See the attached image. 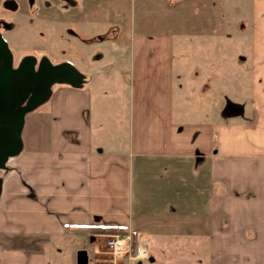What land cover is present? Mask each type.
<instances>
[{"label":"crops","instance_id":"0c3cea01","mask_svg":"<svg viewBox=\"0 0 264 264\" xmlns=\"http://www.w3.org/2000/svg\"><path fill=\"white\" fill-rule=\"evenodd\" d=\"M47 3L39 8L72 14L76 37L86 25H107L97 42L120 37L111 61L128 87L93 89L76 68L81 87L53 89L48 146L21 151L0 174V264H50L51 237L78 230L99 250L106 235L94 232L111 227L131 234L133 247L146 243L149 257L110 264H264V0ZM245 15L249 30L238 33ZM190 44L201 54L189 74L175 60L192 58ZM106 57L97 53L94 68ZM189 75L206 84L203 98L216 78L226 84L201 121L188 120L183 103L175 108V87L186 91ZM249 92L251 102L239 95ZM21 176L25 196L12 198Z\"/></svg>","mask_w":264,"mask_h":264},{"label":"rangeland","instance_id":"374dc122","mask_svg":"<svg viewBox=\"0 0 264 264\" xmlns=\"http://www.w3.org/2000/svg\"><path fill=\"white\" fill-rule=\"evenodd\" d=\"M13 1L16 4V12L0 13V17H4L11 25V30L3 32L2 36L13 56L14 65L27 56L36 59L47 58L53 64L69 63L73 67L80 70L82 69L88 73L89 75L87 78L91 80V86L93 89L96 88V90H99L102 84L105 86L112 85L114 87H118L119 91L123 92L127 89L129 81L127 71L124 70L122 66L118 69V64L120 63L118 58L111 61L112 58H114V55H116L115 48L117 47L118 39L120 37L116 40H111L107 37L103 40V42H97L95 40L97 35L107 36V25H102V27L98 29V32H94L92 26L88 25H86L84 29L77 27L79 35L76 37V35L74 36L76 27L66 20L67 18L70 19L72 14H59L57 11L45 12L41 10L39 6H44V4L47 3V0ZM3 2L4 0H0V8L5 7ZM47 4L49 5L45 7L54 5L53 1H48ZM47 17H50L52 22L53 20H58V23L48 22L49 20H46ZM245 21H250L249 17L246 15L244 19L240 18L238 24H236L238 33L245 32L247 27V23ZM248 30L249 28L247 27L246 31L248 32ZM188 48L189 50H192H188L190 52V57L192 58L189 61H182L179 64V57L177 55L175 66L177 67V65L185 64L184 71L189 73L192 72L190 71L192 70L191 65L198 66L200 63L196 56L201 54V52L200 48H198V46H194V44H190ZM238 50L240 53L244 52L245 55H249V58L251 57L250 47L247 48L242 45L241 42L239 43ZM97 53H102L109 58L106 60V64L103 65V68H94V65L96 64L93 65V59ZM239 70L241 72H245L246 64H240ZM183 79L185 85H187V90L183 91L180 90L178 86L175 87L174 104L176 111L181 106L179 104L183 103L182 107L184 106L185 111L187 112L185 117L188 120L201 121L202 116L199 115L201 109L209 112L212 111L211 104L215 98L219 96V87H225L226 84L225 82H219V79L216 78L213 90L207 93V97L203 98L204 95L202 90L206 84H202L199 89L197 84L198 80L195 76L189 75ZM244 79L246 78L242 77L243 82L240 84V87L244 86ZM239 95H242L244 100H250V92ZM237 99L241 100V97H238ZM224 100L226 101L225 98ZM48 102L43 103L32 112L26 114L21 134L23 143L22 152L29 148H37L39 146L40 149H45L48 146L49 131L46 128L44 131L43 127L44 114H48ZM250 102H248L246 107L247 117L250 115ZM112 135L111 138L114 139L115 137ZM215 143L216 140L214 137L213 146H215ZM8 166L10 167L11 165L7 163L5 168ZM3 172L4 169H1L0 174H3ZM19 180L21 183L19 187L20 191L17 190L12 195V198H22L25 196L21 190L24 186L22 176ZM110 236L112 235H106L105 238L100 239V248L97 253L94 252V245H96V243L93 241L91 244L90 239L92 235H89L87 232L78 230L63 236L51 237L49 241L52 249L49 258L50 264H76L77 252L81 250L88 253L90 260L89 264H110L112 257L105 246V242ZM123 261L125 262L126 260Z\"/></svg>","mask_w":264,"mask_h":264},{"label":"water","instance_id":"95a60500","mask_svg":"<svg viewBox=\"0 0 264 264\" xmlns=\"http://www.w3.org/2000/svg\"><path fill=\"white\" fill-rule=\"evenodd\" d=\"M16 10V4L10 7ZM25 60H31L30 70L34 71L36 63L35 58L28 57L22 60L18 69H13V56L8 45L0 34V170L5 168L9 159L16 157L23 148L22 130L24 119L27 113L32 112L37 107L45 103L51 96L50 87L52 85H68L73 88H79L84 83V76L71 64L61 63L52 65L48 59H43L42 63L46 66V73L49 75V81L41 94L36 97H29L19 110H16L27 98V92H22L12 101L10 93V80L21 72ZM236 115L243 113L242 108L232 106ZM93 238L90 239L92 243ZM76 264H89L88 253L84 250L77 252Z\"/></svg>","mask_w":264,"mask_h":264},{"label":"flooded vegetation","instance_id":"af4514ba","mask_svg":"<svg viewBox=\"0 0 264 264\" xmlns=\"http://www.w3.org/2000/svg\"><path fill=\"white\" fill-rule=\"evenodd\" d=\"M3 3L5 7L0 8V13L16 12V10L10 9V7L15 4L13 0H4ZM9 30H11V25L5 20L4 17H0V34L2 35L3 32H8ZM28 57L30 56L21 59L16 65H14L13 62V69H18L21 65L22 60ZM43 59L45 58H35L36 63L34 65V71L30 70L29 65L31 64V60H25L21 68L22 71L16 73V76L10 80L9 88L10 93H12V101H14V98L16 96H19L22 92H27L28 95L24 102L20 106H18L16 110H19L20 107L25 105L29 97H36L37 95L45 91V88L49 81V75L46 73V66L42 63ZM49 62L52 65H57L53 64L50 60ZM56 86L58 85H52L50 87L51 93ZM231 111L234 112V110L232 109Z\"/></svg>","mask_w":264,"mask_h":264},{"label":"built area","instance_id":"2783aa9c","mask_svg":"<svg viewBox=\"0 0 264 264\" xmlns=\"http://www.w3.org/2000/svg\"><path fill=\"white\" fill-rule=\"evenodd\" d=\"M105 246L112 257V261L115 263L123 260L128 263H137L149 257L146 243L142 242L134 247L132 246L131 234L112 235L107 238ZM94 252H98V247L94 248Z\"/></svg>","mask_w":264,"mask_h":264},{"label":"trees","instance_id":"16d2710c","mask_svg":"<svg viewBox=\"0 0 264 264\" xmlns=\"http://www.w3.org/2000/svg\"><path fill=\"white\" fill-rule=\"evenodd\" d=\"M94 234L98 235H125L126 231L122 227L104 228L103 230H96Z\"/></svg>","mask_w":264,"mask_h":264}]
</instances>
